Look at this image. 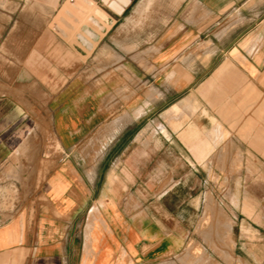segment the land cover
Wrapping results in <instances>:
<instances>
[{
    "label": "crops",
    "instance_id": "obj_1",
    "mask_svg": "<svg viewBox=\"0 0 264 264\" xmlns=\"http://www.w3.org/2000/svg\"><path fill=\"white\" fill-rule=\"evenodd\" d=\"M262 153L264 0H0V264H181Z\"/></svg>",
    "mask_w": 264,
    "mask_h": 264
},
{
    "label": "rangeland",
    "instance_id": "obj_2",
    "mask_svg": "<svg viewBox=\"0 0 264 264\" xmlns=\"http://www.w3.org/2000/svg\"><path fill=\"white\" fill-rule=\"evenodd\" d=\"M92 14L88 12L84 18L87 25L109 26L104 11L99 19ZM82 36L90 45L97 41L92 34ZM110 36L103 41L108 42ZM73 40L77 41L72 34L70 41ZM86 52L92 53L89 49ZM93 61V56L87 60L91 69ZM108 67L109 61L102 69ZM258 157V161L230 163V169L244 170V177L214 173L212 192L203 194L198 218L182 250L181 264H264V153Z\"/></svg>",
    "mask_w": 264,
    "mask_h": 264
},
{
    "label": "bare ground",
    "instance_id": "obj_3",
    "mask_svg": "<svg viewBox=\"0 0 264 264\" xmlns=\"http://www.w3.org/2000/svg\"><path fill=\"white\" fill-rule=\"evenodd\" d=\"M77 3H78V2H77ZM80 3H82V2H80ZM80 3H79V4H80ZM83 3H85V2H83ZM75 4H76V3H75ZM75 4H74V5H75ZM77 6H78V5H77ZM79 6H80V5H79ZM72 7H73V6H72ZM74 8H75V7H74ZM84 8H85V7H84ZM71 9H72V8H71ZM81 9H82V7H81ZM81 9H78V10H81ZM75 11H76V9H75ZM83 11H84V10H83ZM81 13H82V12H81ZM74 14H75V12H74Z\"/></svg>",
    "mask_w": 264,
    "mask_h": 264
}]
</instances>
